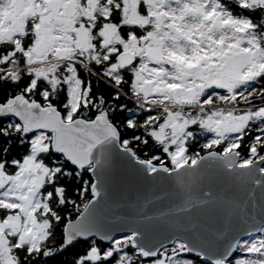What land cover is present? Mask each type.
Masks as SVG:
<instances>
[{"label": "flooded vegetation", "instance_id": "af4514ba", "mask_svg": "<svg viewBox=\"0 0 264 264\" xmlns=\"http://www.w3.org/2000/svg\"><path fill=\"white\" fill-rule=\"evenodd\" d=\"M208 1L213 6L0 0V112L4 106L28 103L56 109L66 122L107 117L114 124V110L124 100L133 106L127 117L135 125L134 149L152 155V164L175 169L207 154L231 152L241 163L253 146L251 136L263 137L264 127L251 118V108L263 109L259 121L264 124V0ZM173 9L181 10L176 49L168 34ZM196 16L202 17L200 23L187 21ZM103 84L112 89L110 94ZM1 134L24 142L40 134L52 139L48 131L25 132L13 115L0 114ZM26 157L10 171L0 168V197L3 186L26 172ZM44 169L38 166L36 173ZM36 212L40 218L45 214L41 207ZM45 225L44 239L52 222ZM14 229L5 232L8 242L0 235L5 249L32 248Z\"/></svg>", "mask_w": 264, "mask_h": 264}, {"label": "water", "instance_id": "95a60500", "mask_svg": "<svg viewBox=\"0 0 264 264\" xmlns=\"http://www.w3.org/2000/svg\"><path fill=\"white\" fill-rule=\"evenodd\" d=\"M25 132L52 133L51 147L78 169L88 166L92 199L66 223L62 249L91 238L112 243L131 236L146 257L180 242L205 263L229 264L241 241L264 227V156L242 165L234 153L207 154L175 169L140 160L123 147L107 117L64 121L28 103L1 107ZM1 239L8 242L7 235ZM0 264H17L9 249Z\"/></svg>", "mask_w": 264, "mask_h": 264}, {"label": "trees", "instance_id": "16d2710c", "mask_svg": "<svg viewBox=\"0 0 264 264\" xmlns=\"http://www.w3.org/2000/svg\"><path fill=\"white\" fill-rule=\"evenodd\" d=\"M103 86L109 94L112 92V89L104 84ZM120 105L121 107L117 106L114 110L117 115L114 125L122 134L123 141L124 139L130 140L128 145L121 141L122 146L131 148L138 159L149 161L152 155L145 154L143 148L137 151L134 149L135 141H131L136 136L135 125L130 123L127 117V111L132 109V104H127L122 100L119 102ZM146 114L147 112H143L140 116L144 117ZM254 136L255 134L251 136L252 148L244 153L242 159L251 155H253V160L264 156V136L259 140ZM33 150L32 141L24 142L23 139L6 137L1 134L0 168L10 171L15 168V162L29 156ZM37 159L51 170L48 182L41 191L45 203L42 204L41 209L42 212L45 211L42 218L50 220L52 228L49 230V236L32 248L27 245L15 246L14 253L18 257L19 264H151L155 260V258L146 257L141 250L136 249L131 241V236L121 238L115 244L103 243L95 238L86 241L79 240L75 245L63 250L66 223L76 219L93 197L91 188L94 181L90 174L91 166L78 169L63 156L55 154L52 147H49V150L38 152ZM0 212H2L0 217L7 214L6 208L0 207ZM116 245L122 247L121 252L115 250ZM176 245L177 243H174L166 251L169 252ZM180 245L184 255L191 258L194 264H210L203 262L200 255L188 252L184 244ZM249 247L250 239H247L244 244H239L228 263L240 264L241 257H248L249 252L252 251ZM95 250L98 252V256L96 258L89 257L88 255ZM162 253L158 256H161Z\"/></svg>", "mask_w": 264, "mask_h": 264}, {"label": "rangeland", "instance_id": "374dc122", "mask_svg": "<svg viewBox=\"0 0 264 264\" xmlns=\"http://www.w3.org/2000/svg\"><path fill=\"white\" fill-rule=\"evenodd\" d=\"M149 6H213L212 2L208 0H147ZM176 8V7H175ZM181 16L180 9H173L171 11V20L173 27L168 31L171 40L175 42L176 49L180 42V28L181 25L178 22ZM202 17L196 16L195 19L188 17L187 21L189 23H200ZM196 20V21H195ZM172 77L176 78L177 75L172 72ZM71 93L74 99L77 98V88L72 86ZM255 111L251 115V118L257 122L258 127H264V124L259 121L262 116L263 109L261 107L251 108ZM257 119V120H256ZM262 136H264V128L262 130ZM33 143V153L25 158V162L22 165L23 170H26L24 174H19L15 176L13 180L10 181L9 185L3 186V193L0 197V204L7 209V218H0V233L12 232L14 233L15 227L19 230V240L28 241L29 244L35 246L38 242L42 241L45 237L47 219L40 218L37 216L36 210L39 209L44 203L41 195L42 185L47 183V179L51 174V170L48 166H44L42 163H38L37 153L46 150V145L49 143L51 145L52 139L47 136L40 134L37 135L32 140ZM253 155L245 157L241 164H249L253 161ZM151 163V162H150ZM41 166L44 171L41 174L36 173L37 167ZM33 167L34 172H29V168ZM22 179V182L19 180ZM29 202V204H28ZM45 204V203H44ZM12 209H17V213H12ZM1 235V234H0ZM30 235V236H28ZM121 238L112 242L116 243ZM250 239V247L252 250L249 252L248 257H241L240 264H264V227L262 230L253 236L248 237ZM247 239H244L239 244H244ZM177 245L170 249L169 252L166 250L168 247L162 249L161 256L154 257L155 260L151 264H194L192 259L184 255V251L181 249L182 243L175 242ZM173 245V244H172ZM171 245V246H172ZM7 247V245L0 239V253ZM10 248V247H9ZM121 246L116 245L115 250L121 252ZM14 253V249L11 250ZM91 258H96L98 252L95 250L89 255Z\"/></svg>", "mask_w": 264, "mask_h": 264}]
</instances>
